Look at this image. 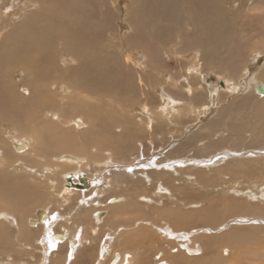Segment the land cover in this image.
Here are the masks:
<instances>
[{
	"label": "bare ground",
	"instance_id": "obj_1",
	"mask_svg": "<svg viewBox=\"0 0 264 264\" xmlns=\"http://www.w3.org/2000/svg\"><path fill=\"white\" fill-rule=\"evenodd\" d=\"M118 6L0 0L1 119L89 142L0 138V264H237L264 243V0Z\"/></svg>",
	"mask_w": 264,
	"mask_h": 264
},
{
	"label": "rangeland",
	"instance_id": "obj_2",
	"mask_svg": "<svg viewBox=\"0 0 264 264\" xmlns=\"http://www.w3.org/2000/svg\"><path fill=\"white\" fill-rule=\"evenodd\" d=\"M18 1L19 0H17V2ZM123 2L124 3H127L128 0H119V6L118 7L121 8V11L123 9V4H124ZM123 13H124V10L122 12H119V13L117 12V16H118V18L116 19V23L117 24H121L120 17L123 16ZM14 19L15 18H13L10 22H8L7 25H6V27L3 26L2 29H1V31H5L6 28H8L9 26H11V24L14 21ZM246 27L248 29L249 28H253L252 25H247V24H239L238 25V28L240 30H242L241 31L242 34H245V32L243 30ZM247 36H249V33L246 34V37ZM247 39H250V38L247 37ZM16 77L18 79L19 78V74H17ZM212 79L213 78H211V80ZM20 91H22L21 88H20ZM23 96H25V95L23 94ZM11 107H14V106H11ZM4 115H6V114H4ZM1 117H3V115L0 112V138H1V140L8 145L9 142L7 141V138L4 137L5 134L14 135L16 137L22 135V136L26 137V139H28V141L31 142V145H33L32 146L33 147V150L31 152H33L34 150L41 152L40 149L38 150V148H39L40 145H41L42 148H50L53 151L63 152V151H66V150H64L63 149L64 147H62V145H60L61 141L59 140V138H63L66 141V140H68L70 138L77 139V137H79V136L81 138H83L85 136V134H86V133H82V132H76L75 130H72V129L69 130L70 127L69 126H64V124L62 125V123L59 124L61 127L58 126L57 124H54L55 126H46V128L43 129V128H41L42 125H38L37 122H36L34 124H37V125L36 126H33V130L28 129L27 128L28 125H26L25 123H23V124H19V123L18 124H14V122H23V121H29V120L36 121L37 119H34L33 114H31V113L29 114L28 117H25L24 119L16 120V121H11L10 118H6L3 121L1 119ZM40 121H42L44 124L46 123L43 120H40ZM66 127H68V128H66ZM52 128L53 129L54 128H57V129H56L55 132H53L52 131ZM41 130H44L46 133H44V135H43V133H41ZM31 138L33 139V142L31 140ZM50 138L52 140L49 141ZM53 138H57L59 140V143L58 142H55ZM85 142H86V146L89 145L88 144L89 143L88 140H85ZM173 144H175V143H173ZM1 146H3V145H1ZM72 146H73V148L71 147V149H67V150H69L71 153H76V154H81V155L83 154L82 150L80 152H78V151H76V148L77 147L75 145H73V144H72ZM78 148H79V146H78ZM192 151L193 150H189V154ZM52 159H55V157L50 158V156L49 157H42V156H40V157L34 158L31 162H27V163L28 164H32L33 163V164H40V165H42V164H46L47 162L49 163L50 160H52ZM9 166L11 167V165H9ZM10 171H11V169L10 168H7V169H4L3 173L8 172V175H9V172ZM20 175H23V173H20ZM25 177H26V180H27L28 177L27 176H25ZM243 177H244V179H243ZM243 177H240L239 179H237V183L239 182V186H245V185H248V184H250V186H254V184H253L254 181H259L257 184L263 182V180L262 179H259V178L257 179V178H247L246 177L247 178L246 179L245 176H243ZM2 182H3V179L0 178V185L2 184ZM262 184L264 185V183H262ZM208 186H209V189L210 190L212 189V192H214V194H218V191H220V185L216 186L215 188L213 187L214 184H210ZM229 193H232V190H229ZM213 198H216V197H214V195H211L210 199H213ZM163 200L164 199H162L161 201L159 200V203H161ZM199 203L195 204V206L196 205L198 206ZM32 205L33 206H31V208L34 209L36 207V202L35 201H32ZM199 206H200V204H199ZM187 208H189V205H187V206L184 207L185 210H187ZM33 216H36V214L33 213ZM248 231L251 232V230H248ZM260 234H261V232H259V235ZM251 235L253 236L254 234H251ZM257 235H258V232H257ZM261 241H263V238H261V237H258L257 238L254 235L250 240H248V243L247 242L245 243V246L238 247V248H234L233 249V253L236 254V256H234L233 259L234 260H237V264H249L251 262L264 263V249L260 248L262 246L264 247V243L261 242ZM219 244H221V243L219 242ZM220 248L221 247H219L218 249L220 250ZM205 253H206V250H205ZM224 253H225V251L222 250V255H225ZM31 258L33 259V257H31ZM224 263H228L229 264L230 262H228L226 260V262H224Z\"/></svg>",
	"mask_w": 264,
	"mask_h": 264
}]
</instances>
